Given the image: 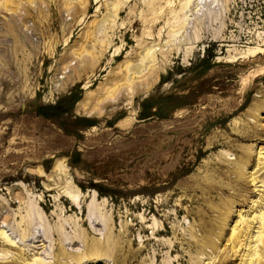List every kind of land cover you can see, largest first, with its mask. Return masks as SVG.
<instances>
[{"label": "rangeland", "instance_id": "rangeland-1", "mask_svg": "<svg viewBox=\"0 0 264 264\" xmlns=\"http://www.w3.org/2000/svg\"><path fill=\"white\" fill-rule=\"evenodd\" d=\"M155 1L0 0V264H264V0Z\"/></svg>", "mask_w": 264, "mask_h": 264}, {"label": "bare ground", "instance_id": "bare-ground-1", "mask_svg": "<svg viewBox=\"0 0 264 264\" xmlns=\"http://www.w3.org/2000/svg\"><path fill=\"white\" fill-rule=\"evenodd\" d=\"M155 0H151V2H149L148 4H149V6L150 7H152L154 4H155ZM117 6V5H116ZM183 8V7H182ZM180 9V8H179ZM11 27L13 28H15V25L13 24V25H11ZM145 52V51H144ZM152 52V49L150 48L149 50H148V53H151ZM67 191V190H66ZM65 191V192H66ZM64 194H66V193H64ZM73 195V194H72ZM75 195V194H74ZM68 198H70V197H68ZM72 199H74V198H72ZM75 200V199H74ZM74 200H72V203H74L75 204V202H74ZM76 201V200H75ZM87 216H88V218H92V214L90 213V212H88L87 213ZM96 219V218H95ZM97 220V219H96ZM36 237V236H35ZM97 246H95V247H93V248H88V247H86V245H84V247H83V250L81 251V252H79V254L78 253H76V252H68V255L70 256V258L71 259H76V260H79L80 258H81V256H82V254L83 253H97V252H101V250H102V248L105 246L104 245V243L103 242H100V243H98V244H96ZM106 249V248H105ZM66 253V252H65ZM102 253V252H101ZM87 254V255H88ZM25 260H24V258H22V262H24ZM11 263V262H10ZM9 263V264H10ZM14 264V263H13ZM24 264H27L26 262H24ZM33 264H42V262H40L39 260H34V262H33Z\"/></svg>", "mask_w": 264, "mask_h": 264}]
</instances>
